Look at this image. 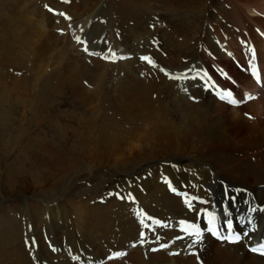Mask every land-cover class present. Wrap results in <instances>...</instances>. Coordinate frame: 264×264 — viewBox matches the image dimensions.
<instances>
[{"label":"rangeland","instance_id":"obj_1","mask_svg":"<svg viewBox=\"0 0 264 264\" xmlns=\"http://www.w3.org/2000/svg\"><path fill=\"white\" fill-rule=\"evenodd\" d=\"M173 1L175 3L169 6L163 0H145L144 4H139L137 8L145 14L138 13L135 17L125 20L126 22L137 21L147 30V36L138 45L139 51L126 52L123 58V60L130 59V69L132 66L139 67L142 64L143 60L139 57L146 56V52L152 54L149 56L155 62L164 59V64H160L159 71L162 75L164 74L163 77L167 81L172 78V80L178 79L172 77L175 72L174 67L170 65L171 61L169 64L165 61L169 56L172 60L181 57L182 64L186 66L197 61L204 62L207 67L206 63H214L216 70L213 68L214 65L210 66L211 70L219 73L223 81L229 82L238 91L237 83L220 69L216 62L219 61L238 81L249 85L245 81L249 76L242 70L243 74L237 73L236 66L224 54L219 60L214 51L217 56L215 61L213 52L206 53L205 48L208 49L206 44L209 40L206 35L213 27L212 19H216L220 22V29L212 31L214 35L210 37H218L226 44L235 46L236 49L237 40L240 37L251 41L255 46L264 43L256 32L257 29L261 31L264 29V12L256 14L247 8V5L257 3V0H203V4L199 3L201 6H198L199 1L195 3V0ZM126 5L124 0H0V125L6 124L8 127V131L0 132V264L21 263L20 259L15 263L16 252L11 251V244L14 243L13 236L18 232H20V240L25 252L34 264H88L89 261L96 264L100 262L98 258L91 259L83 250L85 248L88 252L90 251L91 246L88 244L82 245L79 242L84 248L78 247V250L67 246L72 237V234H68V228L71 231L79 230L80 223L76 221L77 208L85 206L89 210L91 205L98 202L97 199L107 198V194L115 183L121 182L119 185L122 186V183L127 181H121L125 177L140 175L147 169L151 171L159 165V162L161 163L157 158L143 162L141 159L129 156L126 149L130 143L162 146L164 151L170 147L165 143L161 145L155 143L160 138L154 128L158 124L162 126V122L167 120V115H172L176 123L183 120V107L178 102H172L170 95L173 87L172 80L168 84L165 83L161 92L168 107L164 101L145 102L128 98L113 100L117 96L114 79L118 75L120 64L100 60L112 64V69L105 68L99 71L94 69L90 76L83 70L75 68L71 59L72 56L80 55L77 50L79 52L83 47L90 46L89 38L84 41H82L83 38L77 39L75 29L72 28L75 21L85 20L84 15L95 10V13L99 12V15L93 14L95 21L99 22V26L103 25L102 32H104L109 28L107 17L121 14ZM40 12L58 15L56 16L58 18L62 16L59 13H64L62 20L70 17V28L67 34L63 29L58 28L59 22L56 23V28L53 27V36L49 35L51 31L48 27L46 32L41 31L36 24V18ZM232 14H236L238 19L243 21V27L231 18ZM112 23L113 30L119 28L115 20ZM119 29H116V32L117 30L119 32ZM118 32L114 37L120 41L123 31L120 29ZM220 32L221 35H218ZM99 41L109 43V38H100ZM212 42L215 44V39ZM143 49H145V55L142 53ZM257 51L260 52L259 49ZM95 52L102 54L103 50L97 49ZM259 59L261 61L262 57ZM143 73L140 74L141 78L146 74ZM189 81L194 82L191 79L184 80L193 89L194 85L189 84ZM202 90L204 93L202 97L209 98L211 89L205 90L202 87ZM241 94L243 96L242 91ZM228 98H230L229 94ZM256 100L242 107L227 105L228 113L231 114L234 110L235 115L251 128L252 135L258 133L257 126H264V109H261L259 105H253ZM160 126L157 127L160 128ZM119 127L123 133L119 137L123 141L118 139V136L111 135ZM161 129L167 130V127ZM113 138L117 140L114 141ZM168 138L165 137L166 142L171 143L173 147H170L172 149L168 152L171 155L163 156V158L176 161L180 166L194 161L192 154L197 155V147L193 144V137L184 134L179 139L170 137L169 141ZM188 139L192 140V144H188ZM251 141L244 143H251ZM124 142H128V145L124 146ZM109 143L122 146L121 157L110 159ZM137 148L135 152L140 151ZM134 151L132 155L136 154ZM195 162L201 167L199 161ZM151 181L154 182L153 177ZM140 184L145 185V182ZM145 191L142 190L141 194ZM55 202L68 224L64 223L67 233L60 234V246L53 247L50 244L49 249L54 257L48 256L42 261L40 253L37 255L36 251L34 252L32 247L28 246L31 244L30 234L35 233L39 238L41 237L38 228L43 227L44 233L47 221L44 212L48 209L47 204L48 207H53ZM57 221L61 222L60 219ZM221 231L224 232V230ZM56 232L59 233V229ZM45 236L43 234V237ZM44 243L47 244L46 238ZM107 247L102 249L99 255L97 253L94 255L103 257L108 249L109 251L117 249V246L107 245ZM117 250L120 248L118 247ZM110 262L117 264V259L112 258ZM108 263L106 256L103 257L101 264Z\"/></svg>","mask_w":264,"mask_h":264},{"label":"bare ground","instance_id":"obj_2","mask_svg":"<svg viewBox=\"0 0 264 264\" xmlns=\"http://www.w3.org/2000/svg\"><path fill=\"white\" fill-rule=\"evenodd\" d=\"M163 1L169 6L175 3L173 0ZM184 1L190 2L192 0ZM196 1H199L198 6H201V3L203 4V0H195L194 2L197 3ZM144 2L145 0H124V3L127 5L123 7L121 14L109 15L107 17V20H109V28L104 32H102L103 25L100 24L99 26V22L95 21V16H93L95 10L85 14V20L75 21L72 28L75 29L74 32L77 38L90 39V46L86 47L87 49H100L112 56L124 52H138L140 49L138 45L141 40L145 39L147 36V30L144 25L133 19V22H130L131 20L126 22L125 20L135 17L138 13H142L143 11L137 8L139 4L142 5ZM247 8L250 12L256 14L261 11L264 12V0H257V3L247 5ZM143 13L145 14V12ZM95 15H99V12L95 13ZM56 16L51 13L40 12L38 18H36V24L43 32H46V28L48 27L51 31L49 35L53 36V27L59 22L57 24L58 28L63 29L67 34L70 28V20L66 16L64 20H62V16H59V18ZM211 16L213 15L211 14ZM231 18L243 27V21L238 19L236 14H232ZM113 19L123 31L120 41L116 40L117 37H114L118 32V30L116 32V29L119 28L113 30ZM212 22V29H207L211 34L208 32L206 35L209 39L206 45H208V49L215 51L220 60L222 53L212 42L215 38H213V36L210 37V35H214L212 31L217 28L220 29V22L216 19H212ZM56 26L54 28H56ZM57 35L58 34H56V36ZM218 35H221V32ZM119 37L120 36H118V38ZM100 38H109V43H101L99 41ZM98 45L102 46L98 47ZM186 45H188V43ZM228 46L236 49L235 46H231L230 44H228ZM257 47L260 50L258 55L262 57L260 63L264 67V43ZM145 49L142 51L143 55H145ZM77 53H80L81 56L78 54V56L75 55L71 58L73 60L72 62L75 64V68L83 70L90 76L93 74L94 69L99 71L107 68L110 70L113 67L112 64L100 61L98 58L85 56L86 54L83 49L82 51L79 50V52L77 50ZM170 58L169 56L165 61L167 64L171 61L170 65L174 67L173 71L175 73H182L187 67L191 69L203 67V63L200 61L193 62L194 64L191 63L186 66V64H182L181 57H176L177 59L175 60ZM143 61L139 67L135 65L132 66L131 69L130 59L118 62V64H120L118 75L116 79H114L117 96L113 100L128 98L136 101H164L167 103L161 92L165 87V83L168 84L173 78L167 81L165 77H163L164 74L162 75L159 71V66L164 64V59L156 62L150 60L151 63L145 60ZM68 63L70 62L68 61ZM71 65L73 66V64ZM236 71L237 73H242L241 71ZM143 72L146 74L141 78L140 74ZM242 74L240 76H242ZM246 78H248V76ZM245 81L251 86L242 91L243 97L251 94L250 89L253 88L252 86L254 85L250 78ZM171 83H173V87L169 90L171 91L170 95L172 97V102H178L179 105L183 107V120L180 119L181 122L176 123L175 120L172 119V115H167V120L162 122L163 125L160 126L158 124L157 126H160V128L157 126L154 128L155 133L158 134L160 138V140L157 142L155 141V143L159 145L165 143L167 146L173 147L171 143H167L168 141L166 142L165 137L179 139L181 135L188 134L193 137V144L197 147V155L196 153L192 154L194 161L185 165L184 168L181 166L176 168V166L167 163L170 159L163 158V156L167 157L171 155L168 152H170L172 148L167 147V151H164L162 146L153 147V145L149 143H145L144 145L130 143L126 149V152H129V156L141 159L143 162L157 158L161 161L160 165L151 170L153 171L152 173L150 172L151 174L147 173L143 175L137 182H133L130 179L126 181L127 183H122V186H126L127 201L120 202L114 197H107L103 203L96 202L94 205H91L89 210L86 209L85 206H79L80 208L78 207L76 210V221L80 223H78L80 225V231H71L68 228V234H72V237L71 240H69V245H66L78 250V247H83L82 245L88 244L91 246V249L89 252L86 250V253H97V255H99L101 250L107 247V245L109 247L117 246V249L119 247L120 250L125 253V255L120 257V260L117 259V264H264V256L254 254L248 249V246L252 245L255 241H259L260 238L264 236V216L262 214L250 216L244 212V208H246L250 202H253V197L261 203H264V126H257L256 128L259 129L258 133L252 135L251 128L235 115L234 110L231 111V114L228 113L227 104L217 101L210 93H207L209 98L206 99L202 97L204 93L202 90L203 86L201 85L203 84H200L201 82L198 79H195L194 82L189 81V84L194 85L193 89L188 86L183 79L172 80ZM244 85L247 84L244 83ZM247 91L250 92L247 93ZM254 92L255 91H253V93ZM194 96H196V98H194ZM261 97L262 95L253 102V105H259L261 109H264V97ZM226 98L229 99L228 94H226ZM11 102L12 101H10V103ZM5 112L7 113V111ZM162 127H167V130L161 129ZM2 131H8L6 124L0 127V132ZM125 131L128 132L130 130ZM111 135H113V137L118 136V139L121 140V137H119L123 135L121 128H117V131H114ZM113 139L114 141L117 140V138ZM255 139L257 140L256 142L251 141ZM121 141H123V139ZM249 141H251V143H244ZM187 142L189 145L192 144L191 139H188ZM123 145H128V142H124ZM192 146L195 147L194 145ZM136 147L139 148V152L134 151ZM122 149V146L109 143L108 152L110 159L113 160L117 157H121ZM133 151L136 153L135 155L131 154ZM176 152L178 151L176 150ZM195 161H199L201 167H199ZM162 162H164V164ZM194 171L197 172L196 175H194ZM160 176H164V178L171 177L173 180L171 181L175 187L187 190L186 196L182 197L181 195L176 196L172 194L165 181H159ZM152 177L154 178V182H150ZM140 182H145V185L141 186ZM130 184L134 185L130 186ZM224 186L230 189L229 198L224 197ZM234 186H243L251 190L246 193L236 194V188ZM142 190L146 191L141 194ZM128 196H135L138 202L132 201ZM232 197H235V199H231ZM214 207H217L218 210L212 209ZM47 208L48 209L44 212L47 220L44 233L43 227H40L38 228L41 234L40 238L37 236L38 234H30V242L32 243L33 240L35 241V247H32V249L34 252L36 251L37 255L40 253L42 261L48 256L54 257L51 253L52 251L49 249L50 244H52L53 247L60 246V234L64 235L67 233V227L64 226L66 220L62 217L58 204L55 202V206L53 207H48L47 204ZM200 209H210L212 214L216 215V220H220L221 222L226 223L228 219L233 220L234 227L242 229L244 233L247 232L248 235L246 237L243 236L240 242L231 244L227 242V240L219 238L226 234L225 230L224 232L219 230L217 236L204 232V235L208 238L206 241L207 247L201 244H198L197 247H189L188 245L191 244V238L184 237L182 230L185 224L192 225L197 221ZM59 215H61L60 218ZM210 218L211 217L208 216L205 219H200V223H197L198 228L206 229ZM57 219H60L61 222L57 221ZM159 220H163V223L161 224ZM254 220H256L257 225L255 231L252 230V227L255 225ZM141 221H143V223H141ZM180 221H184L185 223L182 224ZM38 223L40 225V222ZM58 229L59 233L56 232ZM225 229H227L226 226ZM19 233L20 232L14 234V243L11 244V251L16 252L17 256L15 263L20 259V264H34L25 252ZM141 233H144L145 243L143 244L140 243ZM43 234L46 236L43 237ZM157 236L160 238L158 242L156 241ZM45 238L47 239V244L44 243ZM79 242L82 243V245H80ZM160 242H167V247L164 250L153 252L151 247ZM105 253L106 252H104V254ZM88 255L91 259H95V256L92 257L90 254ZM110 261L111 259L108 260V264H112ZM7 264H11V262Z\"/></svg>","mask_w":264,"mask_h":264},{"label":"snow or ice","instance_id":"obj_3","mask_svg":"<svg viewBox=\"0 0 264 264\" xmlns=\"http://www.w3.org/2000/svg\"><path fill=\"white\" fill-rule=\"evenodd\" d=\"M59 15L64 16L65 14L64 13H59ZM67 18L70 19V17H67ZM77 39H79V38H77ZM88 51L89 50L87 48H85V52H88ZM89 54H91V55H99V53H89ZM105 59H107V57H105ZM141 59H144L148 63H151V61L147 57H142ZM161 71H163V69H161ZM235 102L236 101H233V103H235ZM110 195H113V194H110ZM115 195H117V197L118 198H121V199H125L126 198V197H120L119 196V193H116ZM231 199L234 200L235 197H232ZM250 211H253V212L259 211V212L264 213V207H261V208H252V209H250ZM208 215L211 218L208 221L210 227H208L207 229H200V228H197L194 224L191 225V227L194 229V231L190 235L194 236L195 237V240L191 244L188 245L189 247H194L196 244L200 243L204 232H207L209 234H212L213 236H217L218 235L219 228L217 226H215L216 215L215 214H212L211 212H209ZM141 223H143V221H141ZM180 223L183 224L185 222L184 221H180ZM226 228H227V233L225 235H223V236H220L219 237L220 239L227 240V241L232 242V243H236V242H239L241 240V238H242L241 237V234L234 233V222H233V220L228 219L226 221ZM247 235H248L247 232L243 233V236L244 237H246ZM159 239L160 238L157 236L156 237V241L158 242ZM140 243L141 244L145 243L144 233H141ZM26 244H27V242H26ZM28 246L29 247H35V241L33 240L32 243L29 244ZM160 247L161 248H164V247H167V245L161 244ZM250 250L253 251V252H259L261 255H264V243L260 244L259 247H252ZM152 251H156V249L153 248ZM123 255H125V253L116 252V253H113L112 256L109 257V259L117 258V257L123 256Z\"/></svg>","mask_w":264,"mask_h":264}]
</instances>
